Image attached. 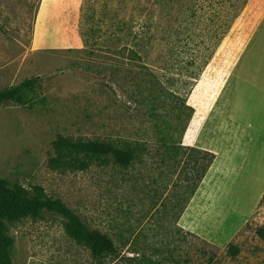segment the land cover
<instances>
[{"label": "rangeland", "instance_id": "1", "mask_svg": "<svg viewBox=\"0 0 264 264\" xmlns=\"http://www.w3.org/2000/svg\"><path fill=\"white\" fill-rule=\"evenodd\" d=\"M35 76L33 100L0 105V177L44 187L121 255L264 264V0H0V90ZM60 135L148 142L129 166L64 171ZM189 142L215 150L201 181L211 156ZM8 233L15 264H96L57 213Z\"/></svg>", "mask_w": 264, "mask_h": 264}, {"label": "trees", "instance_id": "2", "mask_svg": "<svg viewBox=\"0 0 264 264\" xmlns=\"http://www.w3.org/2000/svg\"><path fill=\"white\" fill-rule=\"evenodd\" d=\"M41 76L26 78L16 85L0 90V105L6 102L26 104L35 97L36 88ZM148 141L126 139L74 138L60 135L53 142L54 155L49 158V166L59 170H85L95 162H114L123 166L132 164L138 151L144 150ZM122 145V146H121ZM125 147H124V146ZM165 146L169 144L165 143ZM173 148H184L183 143ZM193 150L201 151L211 156L208 164L203 167L198 180H202L210 167L214 155L197 147ZM199 181V182H200ZM199 182L192 190L194 194ZM0 264H15L13 258V238L8 233V221L18 220L28 216H38L43 211H50L61 215L65 219L67 233L78 242L86 246L96 264H160L146 255H121L115 240L100 229L91 228L75 210L69 207L61 198L50 196L40 185L26 187L20 183L9 184L0 177ZM258 235L264 239V226L257 229ZM192 233V232H190ZM232 255L239 252V248L230 244ZM137 253V252H136ZM214 257H210L212 261Z\"/></svg>", "mask_w": 264, "mask_h": 264}, {"label": "crops", "instance_id": "3", "mask_svg": "<svg viewBox=\"0 0 264 264\" xmlns=\"http://www.w3.org/2000/svg\"><path fill=\"white\" fill-rule=\"evenodd\" d=\"M186 134H187V132H186ZM186 134H184L183 136H184V138L186 139V140H188V136L186 135ZM193 140V139H192ZM191 140V141H192ZM188 144H191L190 146H192V147H197V148H200V149H202V150H205V151H210V152H213L214 153V149H212L210 146H208V145H203V144H198V145H194V143H188ZM216 159V161H217V159H218V156L215 158ZM214 165H215V162L214 163H212V166H210V170L208 171V173L211 171V169H213V167H214Z\"/></svg>", "mask_w": 264, "mask_h": 264}]
</instances>
